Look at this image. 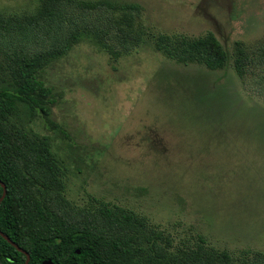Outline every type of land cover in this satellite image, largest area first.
<instances>
[{"label": "rangeland", "instance_id": "rangeland-1", "mask_svg": "<svg viewBox=\"0 0 264 264\" xmlns=\"http://www.w3.org/2000/svg\"><path fill=\"white\" fill-rule=\"evenodd\" d=\"M142 7L138 47L115 62L85 39L46 78L59 95L51 131L68 168L64 204L77 223L119 206L172 241L203 239L236 261L264 256V89L234 69L237 43L264 41V0H114ZM39 0H0V14ZM213 33L226 69L183 65L157 52L159 35ZM44 134L42 122L33 125ZM94 216V217H93Z\"/></svg>", "mask_w": 264, "mask_h": 264}, {"label": "trees", "instance_id": "trees-1", "mask_svg": "<svg viewBox=\"0 0 264 264\" xmlns=\"http://www.w3.org/2000/svg\"><path fill=\"white\" fill-rule=\"evenodd\" d=\"M142 7L114 0H39L32 13L0 14V231L31 256L29 264H264V256L236 261L203 239L172 251V241L119 206L77 223L64 204L68 168L54 150L51 131L69 139L53 118L58 93L48 69L85 39L105 48L113 61L142 42ZM157 52L183 65L211 71L231 57L213 33L197 38L159 35ZM234 69L264 89V41L252 50L237 43ZM42 122L44 134L35 131ZM4 192L0 185V198ZM27 257L0 235V264H25Z\"/></svg>", "mask_w": 264, "mask_h": 264}, {"label": "water", "instance_id": "water-1", "mask_svg": "<svg viewBox=\"0 0 264 264\" xmlns=\"http://www.w3.org/2000/svg\"><path fill=\"white\" fill-rule=\"evenodd\" d=\"M0 185L3 187L4 192L2 197L0 198V204L2 203V201L5 199L6 194H7V188L5 186V184L3 182L0 181ZM0 235L6 240L8 241L13 247H15L18 251H20L21 253L25 254V256L27 257L26 259V263L25 264H29L30 260H31V256L29 255V253H27L25 250H23L22 248H20L18 245H16L14 242L11 241V239L4 235L1 231H0ZM43 264H52V262L50 261H45Z\"/></svg>", "mask_w": 264, "mask_h": 264}]
</instances>
